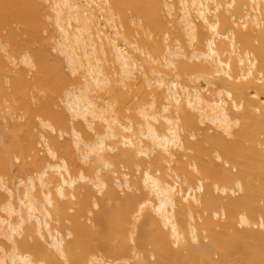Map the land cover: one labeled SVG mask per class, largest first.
Segmentation results:
<instances>
[{
  "label": "bare ground",
  "instance_id": "bare-ground-1",
  "mask_svg": "<svg viewBox=\"0 0 264 264\" xmlns=\"http://www.w3.org/2000/svg\"><path fill=\"white\" fill-rule=\"evenodd\" d=\"M0 264H264V0H0Z\"/></svg>",
  "mask_w": 264,
  "mask_h": 264
}]
</instances>
